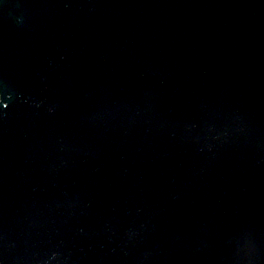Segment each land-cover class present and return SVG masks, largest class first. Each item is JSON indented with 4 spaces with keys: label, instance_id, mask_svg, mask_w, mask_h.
Wrapping results in <instances>:
<instances>
[{
    "label": "water",
    "instance_id": "1",
    "mask_svg": "<svg viewBox=\"0 0 264 264\" xmlns=\"http://www.w3.org/2000/svg\"><path fill=\"white\" fill-rule=\"evenodd\" d=\"M0 264H264V0H0Z\"/></svg>",
    "mask_w": 264,
    "mask_h": 264
}]
</instances>
